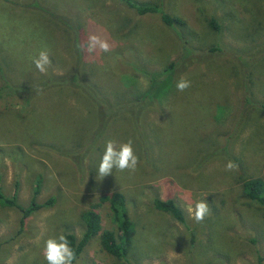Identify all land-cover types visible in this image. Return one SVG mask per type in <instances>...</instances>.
Listing matches in <instances>:
<instances>
[{
  "label": "rangeland",
  "instance_id": "374dc122",
  "mask_svg": "<svg viewBox=\"0 0 264 264\" xmlns=\"http://www.w3.org/2000/svg\"><path fill=\"white\" fill-rule=\"evenodd\" d=\"M130 1L160 3L185 25L125 0H0V189L28 207L40 180L36 203L53 202L22 227L20 211L0 207V264H48L46 241L80 238V213L113 192L136 226L129 264H264V208L242 193L244 180L264 181V0ZM92 35L109 51L88 53ZM42 50L45 73L33 63ZM177 56L172 90L140 110L149 75ZM40 77L58 86L22 99L21 85ZM182 77L191 87L181 92ZM129 139L136 172L101 178L106 142ZM156 198L172 199L185 224L154 209ZM199 201L210 206L201 223L190 218ZM98 211L113 229L108 204ZM116 262L94 238L74 264Z\"/></svg>",
  "mask_w": 264,
  "mask_h": 264
},
{
  "label": "trees",
  "instance_id": "16d2710c",
  "mask_svg": "<svg viewBox=\"0 0 264 264\" xmlns=\"http://www.w3.org/2000/svg\"><path fill=\"white\" fill-rule=\"evenodd\" d=\"M125 1L132 9L135 10L138 15L159 14L161 22L165 26L173 28L175 31L177 29H182V27L185 25V23L180 18L173 17L165 13L161 8L160 3L151 2L147 4H137L130 0ZM208 24L211 29L215 31L219 30V26L215 19H210ZM180 37L184 42L182 36ZM184 50L185 49L183 47L180 48L181 55L184 53ZM177 68L178 56L162 71L149 75V87L143 92L142 102L137 101L139 105H142L140 110H143L148 105H151L154 100L158 101L160 97H164L172 90L174 81L178 76ZM74 80L75 78L70 80L73 85L69 84V86L74 89L81 90L80 85L73 83ZM37 81L38 82H35V85H21L19 88V94L22 99L25 100L35 91L43 92L48 88L58 86V84H55L57 83V80L50 77H40ZM3 89H11V93H9L8 90L5 96H8L9 94H18L16 88L6 85ZM0 93L2 94L4 92L1 91ZM39 187L40 180L36 182L34 196L28 207H23L18 203L16 194H14L12 197H7L1 192L0 189V207L14 208L20 211L21 227L32 213L41 208L50 206L53 203L52 199H49L43 204L36 203L35 198L40 190ZM242 193L248 200H250L253 205L257 206L258 208H264V181L262 179L249 178L244 180L242 182ZM103 203L108 204L112 220L111 222L113 223V229L105 228V222L98 211L99 206ZM126 204V198L123 193L113 192L102 195L98 203L90 204L80 213V220L83 225L81 237L77 238L76 235L69 232L64 234L69 241L70 247L73 248L76 254V260L82 254L84 249L90 244V242L94 238H98L102 250L117 260L116 263L112 264H129L128 255L133 246L134 237L136 235V226L128 215ZM153 207L157 211L170 215L179 223L185 224V216L183 211L172 199L161 200L156 198L153 200ZM258 264H263L262 260H260Z\"/></svg>",
  "mask_w": 264,
  "mask_h": 264
},
{
  "label": "clouds",
  "instance_id": "9594fccd",
  "mask_svg": "<svg viewBox=\"0 0 264 264\" xmlns=\"http://www.w3.org/2000/svg\"><path fill=\"white\" fill-rule=\"evenodd\" d=\"M97 46L100 50L109 51V44L107 41L101 40L99 37L92 35L88 38L86 51L92 53L96 50ZM33 63L36 69L45 73L48 67L51 66V59L47 50L39 52L38 56L34 58ZM191 87V82L185 78H181L176 83L178 91H185ZM139 164V157L136 155L133 148V141L129 139L127 142L119 144L113 140L106 142L104 154L98 168V174L101 178L110 175L113 169L119 171H129L135 173ZM237 167L232 161H228L225 170L232 171ZM193 210L190 209V213ZM210 214V206L205 201H199L195 204L194 215L190 218L194 219L197 223L204 221L205 217ZM155 243V241H153ZM44 257L48 264H73L76 260V254L65 235L61 234L56 238H49L46 241L44 249Z\"/></svg>",
  "mask_w": 264,
  "mask_h": 264
}]
</instances>
